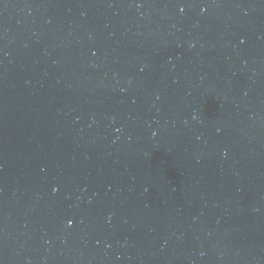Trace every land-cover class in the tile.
Returning <instances> with one entry per match:
<instances>
[{
    "label": "water",
    "instance_id": "obj_1",
    "mask_svg": "<svg viewBox=\"0 0 264 264\" xmlns=\"http://www.w3.org/2000/svg\"><path fill=\"white\" fill-rule=\"evenodd\" d=\"M0 264H264V0H0Z\"/></svg>",
    "mask_w": 264,
    "mask_h": 264
}]
</instances>
